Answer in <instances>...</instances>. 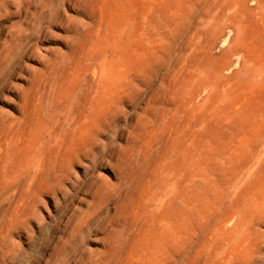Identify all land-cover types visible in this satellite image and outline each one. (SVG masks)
Returning <instances> with one entry per match:
<instances>
[{"label": "rangeland", "instance_id": "374dc122", "mask_svg": "<svg viewBox=\"0 0 264 264\" xmlns=\"http://www.w3.org/2000/svg\"><path fill=\"white\" fill-rule=\"evenodd\" d=\"M118 1L0 0V237H4L0 238V255L3 257L0 256V264H71L84 246L90 249L92 257L95 254L102 256L105 259H101L102 264L122 261L120 253L126 244V239L122 238L123 228L129 221L125 213L129 209V198L135 195L136 181H141L158 163L167 143L175 142L166 137L167 129L174 125L168 115L162 118V111L170 99L178 97L172 90L182 60L180 47L190 37L198 14L211 0H151L153 5L146 13L140 33L137 30L139 13L147 0H125L129 12L122 20L130 24L134 34L136 24L135 41L148 45L149 51L139 53L127 63H120L115 73L106 77L101 65L107 62L114 43L106 42L103 46L99 40L111 36L112 27L119 25L121 5ZM97 52L101 53L97 59L100 68L96 65L91 70L86 62ZM89 79H95L98 90L107 81L108 87L103 89L105 101L92 100L89 114L79 121V108L84 102ZM48 80L49 83L56 82L51 91L59 114L50 123L45 121L44 131L51 132L53 126L64 121L65 115L77 120L78 125L74 128V123L69 121V126L58 138L56 166L60 170L56 186L51 188L45 183V188L42 182L38 191L32 182L24 185L26 172L24 162L17 159L18 143L4 141L10 133L20 132L26 122L28 105L38 95L43 98ZM77 84L78 91L74 94ZM15 94L19 112L9 104ZM66 101L69 102L67 112L62 114ZM160 119L167 126L162 130L157 128ZM201 132L203 130L188 142H202L205 148L214 151H219L225 143V133L220 134L222 138H216L215 144L209 143L213 140L210 141L209 132L208 143H205L206 133ZM184 134L188 135L186 131ZM70 137L72 144L67 143ZM112 172L120 175L112 180L122 188L120 194L116 185L105 180ZM97 174L103 178L90 188L89 179ZM28 191L31 192L27 194ZM96 194L101 197L99 203ZM16 195L31 198L29 209L21 210H25V215H21V207L13 204ZM107 196L117 198L115 208L110 212L102 204ZM217 205L201 213L199 221L189 217L183 241L168 253L178 252L185 257L191 254L195 244L206 237L213 221L216 222L224 211ZM260 211L248 221L254 242L251 251L257 255L254 264H264V209ZM16 213L21 217L17 215L16 218ZM10 214L12 218L8 217ZM8 223L7 229L11 231L7 235L3 231ZM113 240L118 245L113 244Z\"/></svg>", "mask_w": 264, "mask_h": 264}, {"label": "bare ground", "instance_id": "6f19581e", "mask_svg": "<svg viewBox=\"0 0 264 264\" xmlns=\"http://www.w3.org/2000/svg\"><path fill=\"white\" fill-rule=\"evenodd\" d=\"M118 2L121 5L119 25L112 27L111 36L99 40L103 46L106 42L114 43L107 62L101 65L106 77L113 75L120 63H127L139 53L149 51L148 45L135 41L136 24L134 34L130 24L122 20L129 12L125 0ZM152 5L151 0H147L139 13V33ZM180 49L182 60L172 90L178 97L167 102L162 109V118L168 115V120L174 125L167 129L168 141L175 140L174 143L185 145L167 143L158 163L141 181H136L135 195L129 198V209L125 213L129 221L123 228L122 238L126 239V244L120 253L122 261L116 260L113 264H254L257 255L251 251L254 242L248 221L257 211L264 209V0H211L198 14L190 37L182 43ZM100 54L97 52L94 58L85 61L87 67L96 68L97 65L100 68L97 63ZM49 80L45 84L47 88L43 98L35 94L36 97L29 102L26 122L20 132L14 135L10 133L4 141L18 143L17 159L24 162L26 172L24 185L32 182V187L38 191L45 183L51 188L56 186L60 170L56 166L58 138L69 126V121L74 123V128L78 125L77 120L65 115L64 121L53 126L51 132L44 131L45 121L50 123L59 114L51 91L56 82L49 83ZM94 80H88L84 102L79 108V121L89 114L92 100L101 103L105 101L103 89L108 87L107 81L98 90ZM78 85L74 86V94L78 91ZM15 100L16 94L9 104L15 112H19L20 106ZM68 103L66 101L61 109L62 114L67 112ZM162 121L159 120L157 128L166 126ZM199 130L206 133L203 138L205 143H208L206 139L209 133L212 137L210 141L213 139L209 143L216 144V138H222L221 133H225V143L219 151L205 148L202 142L189 143ZM67 143H71V137ZM118 177L120 175L116 176L112 172L105 180L116 185L117 193L120 194L122 188L119 183L112 181ZM102 178L101 174L91 176L89 187ZM107 191L104 190V193ZM104 193L102 196H105ZM26 196L16 195L13 201L15 206L21 207L20 212L29 209L28 200L31 198ZM100 198L99 195L98 203ZM116 199L107 196L102 202L106 211L115 208ZM217 204L224 211L216 222L213 221L206 237L195 244L194 251L186 257L178 252L173 255L168 253L178 246V242L183 241L188 218L193 216L194 221H199L201 213ZM16 220L13 219L14 222ZM9 225L3 231L7 235L11 231L7 229ZM112 242L118 245L114 240ZM89 252L90 249L84 246L71 264H102V256L95 254L92 257Z\"/></svg>", "mask_w": 264, "mask_h": 264}]
</instances>
